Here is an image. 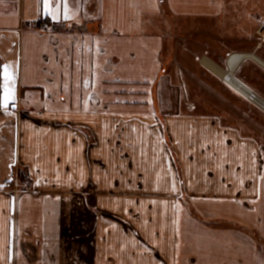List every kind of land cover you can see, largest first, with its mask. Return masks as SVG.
I'll return each mask as SVG.
<instances>
[{"label": "crops", "instance_id": "crops-1", "mask_svg": "<svg viewBox=\"0 0 264 264\" xmlns=\"http://www.w3.org/2000/svg\"><path fill=\"white\" fill-rule=\"evenodd\" d=\"M224 1L0 0V264H264V107L162 76L167 25ZM263 47L203 58L254 55L234 74L264 102Z\"/></svg>", "mask_w": 264, "mask_h": 264}, {"label": "rangeland", "instance_id": "rangeland-1", "mask_svg": "<svg viewBox=\"0 0 264 264\" xmlns=\"http://www.w3.org/2000/svg\"><path fill=\"white\" fill-rule=\"evenodd\" d=\"M172 23L167 25V39L162 51L168 63L162 76H167V85L183 87L186 105L192 98L193 79L199 81L205 90L208 88L204 78L210 73L201 62L204 56L213 57L222 65L219 57L226 53L235 50L254 52L258 47L262 38L258 31L264 24V0H225L222 12L213 19L184 18L172 20ZM205 97L206 92L201 95L202 99ZM259 140L264 146V139ZM262 168L264 170V164ZM252 236L264 244L258 234Z\"/></svg>", "mask_w": 264, "mask_h": 264}, {"label": "bare ground", "instance_id": "bare-ground-1", "mask_svg": "<svg viewBox=\"0 0 264 264\" xmlns=\"http://www.w3.org/2000/svg\"><path fill=\"white\" fill-rule=\"evenodd\" d=\"M247 56L259 60L254 55L234 53L229 57V60L227 62V70H223L208 58L202 59V63L205 67L221 76L230 86H232L238 92L247 96L250 100L256 101L258 104L264 107V102L259 97H257L256 94L253 93L246 85L239 81L234 74L241 61Z\"/></svg>", "mask_w": 264, "mask_h": 264}, {"label": "snow or ice", "instance_id": "snow-or-ice-1", "mask_svg": "<svg viewBox=\"0 0 264 264\" xmlns=\"http://www.w3.org/2000/svg\"><path fill=\"white\" fill-rule=\"evenodd\" d=\"M62 3H63V17L65 20H69L72 17L70 15V10L67 5V0H45V9L54 20L59 19ZM11 69H12V65L3 66L2 105L5 108H7L9 101L15 100L16 77L14 73L11 71ZM85 85L87 86V81L85 82Z\"/></svg>", "mask_w": 264, "mask_h": 264}, {"label": "built area", "instance_id": "built-area-1", "mask_svg": "<svg viewBox=\"0 0 264 264\" xmlns=\"http://www.w3.org/2000/svg\"><path fill=\"white\" fill-rule=\"evenodd\" d=\"M30 26V25H29ZM33 28L42 32H58L59 28L57 25L53 23H49L47 20L45 21H35L32 23ZM259 34L264 39V24L259 29Z\"/></svg>", "mask_w": 264, "mask_h": 264}, {"label": "trees", "instance_id": "trees-1", "mask_svg": "<svg viewBox=\"0 0 264 264\" xmlns=\"http://www.w3.org/2000/svg\"><path fill=\"white\" fill-rule=\"evenodd\" d=\"M20 177L24 179V174L22 172L20 173Z\"/></svg>", "mask_w": 264, "mask_h": 264}, {"label": "water", "instance_id": "water-1", "mask_svg": "<svg viewBox=\"0 0 264 264\" xmlns=\"http://www.w3.org/2000/svg\"><path fill=\"white\" fill-rule=\"evenodd\" d=\"M218 75V74H217ZM221 77V76H220ZM222 78V77H221ZM223 79V78H222Z\"/></svg>", "mask_w": 264, "mask_h": 264}]
</instances>
